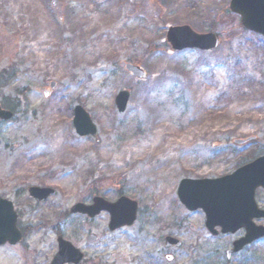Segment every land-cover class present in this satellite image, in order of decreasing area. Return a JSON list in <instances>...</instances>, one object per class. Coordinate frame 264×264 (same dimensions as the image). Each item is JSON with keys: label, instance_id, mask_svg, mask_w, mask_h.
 <instances>
[{"label": "rangeland", "instance_id": "rangeland-1", "mask_svg": "<svg viewBox=\"0 0 264 264\" xmlns=\"http://www.w3.org/2000/svg\"><path fill=\"white\" fill-rule=\"evenodd\" d=\"M229 5L0 0V104L14 112L0 121V194L27 232L0 247V264H51L59 235L84 252L79 264H264V238L228 258L245 230L213 236L204 212L178 195L183 179L220 178L264 155V37ZM181 25L218 33L221 43L174 52L167 33ZM121 90L130 92L124 113L115 103ZM78 104L96 135L76 134ZM34 185L55 193L30 202ZM95 196L135 200L136 222L111 231L107 211L70 212ZM256 201L264 209V189ZM166 236L182 246L165 247Z\"/></svg>", "mask_w": 264, "mask_h": 264}, {"label": "water", "instance_id": "water-1", "mask_svg": "<svg viewBox=\"0 0 264 264\" xmlns=\"http://www.w3.org/2000/svg\"><path fill=\"white\" fill-rule=\"evenodd\" d=\"M230 9L239 14L243 26L253 32L264 36V0H231ZM167 40L175 51L197 48L208 51L215 49L220 44L216 33L199 34L189 25L170 28ZM126 69L134 76L144 77L145 72L138 66L127 64ZM130 92L122 90L116 97V105L120 113H124L128 106ZM74 126L79 136L96 135L98 129L93 123L89 113L80 105L74 109ZM12 113L0 108V119H9ZM264 188V156L240 167L234 173L217 179H184L182 180L178 195L180 201L190 211L202 209L206 214V227L217 235V227L222 233H235L241 228L246 230V235L234 243L233 250L239 252L246 245L264 237V226H258L255 219L264 218V210L256 202V190ZM53 190L34 187L32 195L38 200L46 199ZM138 204L126 197L110 203L101 197H95L93 203L86 205L77 203L72 213H80L95 217L102 211L111 215L109 227L111 230L131 225L136 221ZM18 215L13 203L0 197V245L7 242L16 244L21 240L22 234L17 227ZM89 241L97 240L91 234ZM59 252L54 257L52 264H78L84 257L81 250L63 237L58 238ZM180 240L166 237V247H179Z\"/></svg>", "mask_w": 264, "mask_h": 264}, {"label": "flooded vegetation", "instance_id": "flooded-vegetation-1", "mask_svg": "<svg viewBox=\"0 0 264 264\" xmlns=\"http://www.w3.org/2000/svg\"><path fill=\"white\" fill-rule=\"evenodd\" d=\"M39 186V185H38ZM29 189V188H28ZM29 201L30 202H36V203H40L41 204V202H39V201H37L34 197H32V196H30L29 195ZM19 228H20V230L22 231V234H23V237H22V240L25 238V236L27 235V232H26V230L22 227V226H19ZM21 243V242H20ZM7 245H9V244H5V245H3V246H7Z\"/></svg>", "mask_w": 264, "mask_h": 264}, {"label": "trees", "instance_id": "trees-1", "mask_svg": "<svg viewBox=\"0 0 264 264\" xmlns=\"http://www.w3.org/2000/svg\"><path fill=\"white\" fill-rule=\"evenodd\" d=\"M11 108H14V107H11Z\"/></svg>", "mask_w": 264, "mask_h": 264}, {"label": "bare ground", "instance_id": "bare-ground-1", "mask_svg": "<svg viewBox=\"0 0 264 264\" xmlns=\"http://www.w3.org/2000/svg\"><path fill=\"white\" fill-rule=\"evenodd\" d=\"M137 158V157H136ZM168 160V159H167Z\"/></svg>", "mask_w": 264, "mask_h": 264}]
</instances>
